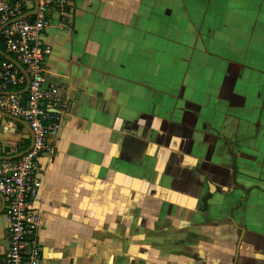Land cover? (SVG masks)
<instances>
[{"label":"crops","instance_id":"0c3cea01","mask_svg":"<svg viewBox=\"0 0 264 264\" xmlns=\"http://www.w3.org/2000/svg\"><path fill=\"white\" fill-rule=\"evenodd\" d=\"M46 43L39 264H264V0H79ZM29 132L0 113V157Z\"/></svg>","mask_w":264,"mask_h":264},{"label":"built area","instance_id":"2783aa9c","mask_svg":"<svg viewBox=\"0 0 264 264\" xmlns=\"http://www.w3.org/2000/svg\"><path fill=\"white\" fill-rule=\"evenodd\" d=\"M77 1L36 0L35 13L30 15L33 0H0V51L12 59L0 53V112L25 122L32 133L25 153L0 157V195L9 245L0 264H39L42 259L43 214L35 206L43 188L40 159L54 153L62 119L70 108L65 92L50 82L46 37L53 25H71Z\"/></svg>","mask_w":264,"mask_h":264},{"label":"water","instance_id":"95a60500","mask_svg":"<svg viewBox=\"0 0 264 264\" xmlns=\"http://www.w3.org/2000/svg\"><path fill=\"white\" fill-rule=\"evenodd\" d=\"M34 1V4H35V7H34V9H33V11L32 12H30V15H33L34 13H35V9H36V0H33ZM24 17H26V16H24ZM23 16H21V19L22 18H24ZM0 53L5 57V58H7V59H10V60H12L10 57H8L7 55H5L4 53H2L1 51H0ZM15 64L17 65V67L20 69V70H22V68L20 67V65H18L16 62H15ZM88 99V96L87 95H84V93H82V92H79L78 93V95H77V100L78 101H83V100H87ZM0 113H2V112H0ZM4 115V114H3ZM8 117V116H7ZM21 123H22V125L25 127V125H27L25 122H23V121H21V120H19ZM29 127V126H28ZM29 135H30V138H31V144H32V133H31V130H30V132L28 133ZM31 144H30V147H31ZM29 147V148H30ZM27 151V150H26ZM25 151V152H26ZM25 152H23V153H25ZM232 158H233V165H232V170H231V184H232V186L235 188V189H240V190H242L244 193H247L248 191H247V189L245 188V187H243L242 185H240V184H238L237 182H236V164H235V156H233L232 155ZM1 211H2V209L0 210V213H1ZM7 232H5V234L3 235V240H4V242H6V243H1L0 242V245L1 246H3L4 248H9V245H8V239H7Z\"/></svg>","mask_w":264,"mask_h":264}]
</instances>
